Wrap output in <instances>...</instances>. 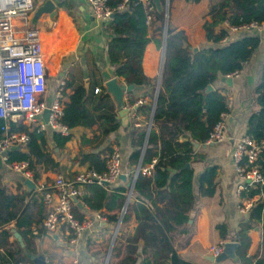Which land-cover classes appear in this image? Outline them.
Instances as JSON below:
<instances>
[{"label":"trees","instance_id":"16d2710c","mask_svg":"<svg viewBox=\"0 0 264 264\" xmlns=\"http://www.w3.org/2000/svg\"><path fill=\"white\" fill-rule=\"evenodd\" d=\"M119 1L109 0V3L115 6ZM164 1L160 0L162 4ZM130 5L127 10H115L111 19L102 23L103 30L110 36L106 43V55L114 75L124 84L149 85L151 78L142 69V56L150 43V26L157 20L160 23L157 29L162 32L165 16L164 12L155 7L154 19L147 23V13L143 6L140 3ZM223 21L231 27H240L250 22L264 23V0L215 2L209 11V19L202 23V29L204 39L217 45L202 47L197 52H193L188 43L185 30L166 28L161 78L151 128L141 158L142 167L153 157H156L155 163L149 175L140 172L137 174L131 201L125 203V187L114 188L109 193L107 187L97 184L82 186L87 194L83 199L86 207L99 212L104 208L106 213L98 214L107 218L112 225L118 222L125 205L108 264H193L178 256L173 248L170 217L176 213L187 214L195 202L193 170L184 168L185 164L202 158L200 154H194L192 142L204 144L221 115L229 113L227 98L218 89H205L218 74L227 76L240 71L260 42L255 32L222 42L228 35L227 29L219 27ZM41 37L46 56L49 58L52 54L56 55L59 50L52 45V40ZM62 88V98L67 97L66 100H61L63 125L72 129L79 126L91 128L97 124L99 134L96 137L102 138L118 128L113 102L104 88L94 95L93 90L87 91L82 85L72 87L65 80ZM67 88L71 91L65 94ZM253 97L258 109L248 115L244 136L260 144L264 140V63L253 88ZM4 123L0 119V138ZM7 124L10 131L26 133L28 141L26 152L20 149L7 152L4 160L6 164L24 162L34 178L39 176L37 166L58 172L59 164L52 157L45 131L13 122ZM134 134L135 148L128 158L130 166H136L139 162L145 136L144 131L138 133L135 128L132 130V135ZM52 138L55 147L61 149L70 135L62 136L54 131ZM111 151L106 148L99 152H81L79 163L103 172ZM255 165L264 177V148L257 155ZM216 172L217 166L208 165L199 175L200 195L211 196L214 193ZM262 190L264 186L256 189L247 187L240 195L250 198L259 195ZM40 204L41 199L33 191L12 194L0 184V246L8 244L7 239L11 233L7 226L10 224L20 233L24 243V248L17 245L15 252L6 250L14 264H33L25 256L24 250L34 252L32 246L36 235L33 234V226H39L40 234L45 232L40 218ZM75 210V216L83 220L77 205ZM131 220L135 221L132 232L124 230L122 226ZM256 225H260L262 229L261 241L256 253L248 255L251 243L249 231ZM216 228L223 242L238 243L236 254L241 264H264V197L259 198L248 210L247 219L243 220L233 235L228 236L222 224ZM111 258L114 259L111 261Z\"/></svg>","mask_w":264,"mask_h":264},{"label":"crops","instance_id":"0c3cea01","mask_svg":"<svg viewBox=\"0 0 264 264\" xmlns=\"http://www.w3.org/2000/svg\"><path fill=\"white\" fill-rule=\"evenodd\" d=\"M46 1H51L54 4L56 15L53 21L50 20L49 15L46 13L38 17L34 16L37 9ZM218 1L165 0L164 4H162L158 0L160 10L157 8L156 3L155 7L157 10L164 12V16L166 13L163 31L161 32L157 29L160 23L155 20L148 31L150 43L146 46L142 56V69L151 78V81L149 85L133 86L131 92H128L130 94H124L125 103H127L128 98L131 100L143 98L146 103L136 109L133 117L128 114V121L123 126L117 113L118 109L111 98L119 124L118 128L105 138L96 137L99 134L97 124H94L91 128L81 126L72 128L70 129V139L61 149L55 147L52 138L54 131L48 127L45 130L47 145L52 150V157L59 164L58 172L44 170L42 166H37L36 170L39 176L34 178L29 169L27 171L17 170L12 164H6L2 156H0V184L5 186L7 191L12 194L30 193L32 191L37 194V197L41 199L40 218L43 221L54 203L53 197L50 202H47L45 195L53 194L52 184L56 176L60 175L66 180H72L77 173L87 169L86 164L79 163L81 152L86 154L88 152L103 151L106 148L110 150L117 149L121 157L120 175H124L126 180L118 178L112 184L102 187H107L106 190L109 193L114 188L125 187L127 188L126 193H124L125 203L127 204L128 201H131L133 189L129 194L130 190L127 183L134 179L138 164L140 163V167L144 168L156 158L153 157L149 163L142 167L141 158L150 131L151 106L157 87L166 28L185 30L188 43L192 47H197V51L202 47L216 46L217 44L207 42L204 39L202 23L204 20L209 19L211 6ZM34 2L35 9L29 16L30 25L39 31L40 37L45 36L51 39L52 45L59 50L58 53H55L57 57L58 81L54 80L52 85L47 82L44 95L47 103L54 99L55 90L58 88L60 81H67L72 87L82 85L90 92L96 87L101 90V88H104L105 82L113 77L123 83L121 79L114 75L113 67L107 59L106 43L110 36L103 30L104 25H102V22L92 16L90 6L86 0H34ZM15 22L17 24L20 23L19 19H16ZM219 27L227 29L226 41L236 40L250 34L243 27L230 29L223 23H220ZM258 36L260 38L259 45L250 60L242 67L239 75L228 77L218 74L210 84L213 89H218L228 100L229 113L226 114L225 118L224 136L219 142L210 144L197 143L196 147L193 145L194 154L202 156L199 160L188 163L190 165L189 168L193 170L192 189L195 195V202L187 214L176 213L170 217L173 248L178 256L193 264H241L239 259L232 260L227 258L219 262L209 260L210 256H212L209 247L222 242L216 228L217 225H224L228 236H231L239 229V225L243 220L248 217V211L239 213L237 210V206L240 203H245L248 197L240 195L244 189L242 187V190L240 189V182L231 158V149L235 140L244 136L248 115L258 109L253 97V88L258 81L261 67L264 63V32L259 33ZM226 41L222 42L225 43ZM42 51L48 64L49 59L54 54L48 58L43 47ZM70 91L71 89L67 88L65 94ZM92 93L94 95L98 94L94 93V91ZM66 99L67 97L65 96L62 98V100ZM41 118L43 119V116ZM9 122H13V120ZM13 123L29 126L23 119ZM133 128L137 129L138 133L141 131L145 133L141 157L136 166H130L128 163V158L135 148L133 139H136V134L132 135ZM21 151L26 152V147L21 149ZM208 165L217 166L215 189L211 196H202L198 193V178ZM27 180L32 182L33 188H29L25 184ZM81 191V199L83 201L87 194L83 187ZM249 199L257 200L255 196ZM77 206L83 219L92 221L91 227L81 232L72 241L71 236L68 235L65 229H61L55 234L46 233V231L44 234H40L38 231L39 226L35 225L32 227L33 234L36 235L34 238L35 243L32 246L34 252H28L42 255L48 264H105L107 257L108 264L112 250L111 247L109 251L112 237L114 236L115 240L118 234L121 218L126 209L125 205L115 225L108 223L107 218L104 216L98 219L99 211L91 210L85 204H78ZM75 208L76 205L73 207V211H76ZM100 212L106 213V210L103 208ZM134 226L135 221L131 220L122 227L124 230L132 232ZM7 227L11 235L7 239L8 244L4 247L0 246V264H14L12 257L6 253L7 249L10 252H15L17 245L24 248V243L21 246L13 235L12 230H16L14 225L10 224ZM249 234L251 243L248 255H252L258 250L259 242L261 241V226H254L249 231ZM113 259L111 258V261Z\"/></svg>","mask_w":264,"mask_h":264},{"label":"built area","instance_id":"2783aa9c","mask_svg":"<svg viewBox=\"0 0 264 264\" xmlns=\"http://www.w3.org/2000/svg\"><path fill=\"white\" fill-rule=\"evenodd\" d=\"M86 1L90 6L92 16L104 24L111 19L115 10H127L131 3H140L143 6L147 13V23L154 19V0H120L115 6H112L109 0ZM34 9V0H0V119L5 122L1 127L3 134L0 138V156L12 149L25 148L28 141L26 133L9 130L7 123L11 120L18 122L23 119L27 125L37 127L39 130L45 131L49 127L62 136L70 135V129L61 122L64 82H59L54 99L50 103L44 99L49 71L45 62V54L42 51L39 31L29 23V16ZM16 19H19V24L15 22ZM222 23L230 29L238 28L229 26L226 21ZM240 27L257 34L264 32V23L250 22ZM226 40L227 36L222 41ZM239 73L240 71H236L227 76L236 77ZM93 91L99 93L100 88L96 87ZM126 102L125 107L128 108L129 115L133 117L136 109L143 106L146 100L128 98ZM45 110L49 111L47 122L41 118ZM225 118L226 114H222L205 144L222 140ZM263 148L264 140L260 144L246 136L235 140L231 149V158L241 190L247 187L256 189L264 186V177L255 165L257 155ZM5 157L6 155L2 156L4 160ZM154 163L155 160H152L147 167H140L138 173L149 175ZM12 166L17 170L27 171V165L24 162H16ZM120 174L121 157L118 150L113 149L107 156L103 172L87 168L77 173L72 180H66L60 175L56 176L52 184L53 194L45 195L47 202H50L52 197L54 198L50 211L42 221L46 233L55 234L65 229L73 241L81 232L91 227L90 219L80 220L73 211L75 205H84L81 199L82 186L85 184L105 186L104 183L110 185L118 179ZM255 197L257 200L264 197V190ZM256 201L248 198L245 203L237 206L238 212H247ZM97 218L103 217L98 214ZM222 249L223 241L209 247L214 257L218 256Z\"/></svg>","mask_w":264,"mask_h":264},{"label":"water","instance_id":"95a60500","mask_svg":"<svg viewBox=\"0 0 264 264\" xmlns=\"http://www.w3.org/2000/svg\"><path fill=\"white\" fill-rule=\"evenodd\" d=\"M155 3H156L157 8L160 10V5L158 4V0H156ZM43 13L48 14L50 20L53 21L55 15H56V10H55L54 4L51 1H46L42 6H40L37 9L36 14H34V16L38 17L39 15H41ZM165 17H166V13H165ZM165 33H166V31H165ZM164 42H165V35H164ZM197 49H198L197 47H192L193 52H196ZM163 55H164V44H163V47H162V60L160 62V67H159V74H158V79H157L156 92H155V96H154V101L152 103V110H151V116H150L149 129H150V126H151L154 105H155L157 92H158V88H159V83H160V78H161ZM132 88H133V85H128V84L121 83L120 81H118V79L116 77H113V78L107 80L105 82V84H104L105 92L111 96L113 102L115 103V105H116V107L118 109L117 113H118V116L121 118V123H122L123 126L127 123L128 114H129L128 108L125 107L124 94L130 92L132 90ZM205 90L206 91H210V90H213V88H212V86L210 84H208L206 86ZM48 115H49V111L48 110H45L43 112V114H42L43 120L45 122H47V120H48ZM149 129H148V131H149ZM192 144L195 147L197 146L196 142H192ZM1 155L5 156L6 153H2ZM189 166L190 165L187 163V164L184 165V168H189ZM139 168H140V163L137 166L136 174L134 176V179L131 182L127 183V186L129 187V190H130L129 194L131 193V191L133 189V185H134L135 179L137 177V173H138V169ZM118 178H120L122 180H126L124 175H119ZM25 184L29 188H33V184H32V182L30 180H27L25 182ZM104 185L107 186L106 183H104ZM12 232H13L14 237L19 241L20 245L23 246V242H22V239H21L19 233L16 230H14V229L12 230ZM113 242H114V236L112 237V241H111V244H110L109 251L111 250ZM237 246H238V243L235 242V241H225V242H223L222 252L218 256H215V257L213 255L210 256L209 260L216 261V262H219V261L227 259V258L232 259V260H237L238 259V256L236 254ZM24 254L27 257V259L29 261H31L33 264H48L46 262L45 258L42 255H35V254H32V253H30L28 251H25ZM107 260H108V257H107ZM107 260H106L105 264H107Z\"/></svg>","mask_w":264,"mask_h":264},{"label":"rangeland","instance_id":"374dc122","mask_svg":"<svg viewBox=\"0 0 264 264\" xmlns=\"http://www.w3.org/2000/svg\"><path fill=\"white\" fill-rule=\"evenodd\" d=\"M56 56L53 55L49 61H48V71H49V77L48 82L50 85L55 81H58V74H57V63H56ZM115 231V230H114ZM115 234V232H114Z\"/></svg>","mask_w":264,"mask_h":264},{"label":"bare ground","instance_id":"6f19581e","mask_svg":"<svg viewBox=\"0 0 264 264\" xmlns=\"http://www.w3.org/2000/svg\"><path fill=\"white\" fill-rule=\"evenodd\" d=\"M40 40H41V46L43 47V41H42V37H40ZM149 49V48H148ZM44 50V49H43ZM45 62H46V66L48 67V64H47V60L45 59ZM158 62V60H157ZM148 66V65H147ZM146 68V67H145ZM151 68V67H150ZM149 69V68H148ZM157 69V68H156Z\"/></svg>","mask_w":264,"mask_h":264}]
</instances>
